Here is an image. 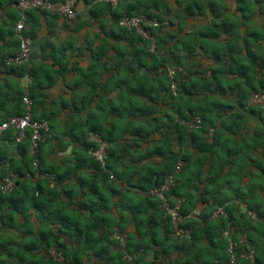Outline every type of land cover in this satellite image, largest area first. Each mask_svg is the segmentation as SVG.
<instances>
[{"label": "trees", "instance_id": "16d2710c", "mask_svg": "<svg viewBox=\"0 0 264 264\" xmlns=\"http://www.w3.org/2000/svg\"><path fill=\"white\" fill-rule=\"evenodd\" d=\"M82 1L87 14L68 21L90 33L92 26L98 31L88 35L84 47L71 51L87 49L92 60L86 65L67 60L57 69L47 66L48 87L56 78L50 69L72 72L61 87V103L69 106L63 125L51 124L42 114L35 116L34 90H42L36 70L41 68L31 58L6 63L17 53L18 40L16 52L1 62L5 73L29 76L31 83L27 92L11 95V106L1 105L0 121L24 114L22 97L27 93L32 119L46 121L49 130L40 129L35 154L31 129L17 142V154L10 152L7 142L18 131L10 127L0 135L1 176L4 169L16 174L9 191L0 185V264H126L123 249L139 251L132 264H264V188L244 184L243 192L239 183L233 196L224 197L233 180L225 184L220 179L225 170L236 167L243 180L249 167L242 160L243 149L248 151L245 156L251 150L257 158L264 157V144L227 146L230 137L239 143L236 136L242 125L243 143L247 139L253 143L254 138L264 143V105L250 103L253 93H264V0H177L176 8L167 0H121L116 7L104 0ZM14 2L0 0V10L6 13ZM136 14L156 19L155 27L141 24L153 41L118 24L121 16ZM8 16L9 20H0V33L13 35L19 11H8ZM59 16L45 9L26 11L24 32L32 44L40 17L55 23ZM186 20L194 21L190 31L184 30ZM174 27L183 33L174 34ZM209 58L212 64L207 67ZM173 64L184 71L175 77L174 91L168 75ZM93 100L96 109H88ZM196 115L201 125L189 129L183 122ZM248 119L256 125L245 131ZM90 132L108 143L105 165L88 153L96 147L88 139ZM55 150L65 152L58 162L48 157ZM35 159L37 168L32 165ZM179 161L176 185L165 194L171 204L184 197L179 226L190 229L188 238L173 236L170 214L150 193ZM123 164L128 170L120 169ZM36 172L52 175L54 187L47 179L36 178ZM199 202L205 204L198 216L204 222L191 216ZM219 206L226 216H217L218 224H211L209 216ZM129 224L132 231L127 230ZM221 227L229 230L227 235ZM117 231L125 234L124 242L114 238ZM230 241L235 243L231 249ZM174 251L179 253L171 262ZM248 252L252 259L245 255Z\"/></svg>", "mask_w": 264, "mask_h": 264}, {"label": "built area", "instance_id": "2783aa9c", "mask_svg": "<svg viewBox=\"0 0 264 264\" xmlns=\"http://www.w3.org/2000/svg\"><path fill=\"white\" fill-rule=\"evenodd\" d=\"M109 3L111 6H116L119 1L121 0H104ZM73 2L71 0L69 2L65 1H52V0H15L14 6L19 11V19L16 21L14 25V34L18 40L19 46L18 51L15 55H12L6 59L7 64H21L25 62H29L32 53V39L31 37L24 32L25 28V20H26V11L30 9H45L51 12H54L60 16H64L67 18H72L75 15V11L73 10ZM119 25L127 28H135L142 37L150 39L151 41L154 40V36L149 34L148 30H144L142 27V23L152 25L153 27L157 26V21L154 18H148L144 14H136V15H124L121 16L118 20ZM177 74H184V71L181 66L174 65L168 68V75L171 80V89L174 91L176 87V80L175 77ZM25 111L23 115H14L9 117L4 121H0V135L6 129L10 127H14L17 131V137L15 138L18 142L22 139L25 135V131L27 129H31L32 136H31V152L35 154L38 149V141L41 140V133L40 129L44 128L46 131L49 130V126L46 121H37L32 119V101L28 95H24L22 98ZM252 101L259 104H264V94L260 92H256L252 95ZM189 129L192 128H199L201 125V118L199 116H194L193 119L184 122ZM211 131V130H210ZM88 139L91 142L96 143V147H91L88 150L89 155L101 165H105L106 161V149L108 143L104 141L98 134L90 132L88 135ZM4 161L0 159V176H1V169L3 166ZM38 160L35 159L32 163L34 168H37ZM8 165H5L7 168ZM182 168L181 161L177 162L175 169L172 173L168 174L162 184L159 187H155L150 190V193L155 195L157 198L161 200V207L165 209L167 213L171 216V221L173 224V236L174 237H183L188 238L190 234L189 228H184L179 226V223L182 221V216L179 214V208L183 203L184 197L179 196L176 198L173 204L169 203L166 197V191L175 183V174H177L180 169ZM16 174L13 172L5 171L4 174L0 177V185L2 191H9L13 186L14 179ZM36 178L43 177L48 180L49 186L52 188L54 187V179L50 174H39L38 172L35 173ZM215 215L221 214L226 216V212H224L223 208H218ZM253 218L255 217L254 212H248ZM229 230H223V235H227ZM114 238L119 239L121 242L125 240V234L120 232H115ZM235 243L233 241L229 242V249L233 247ZM124 246V244H122ZM123 259L125 260L126 264H132L134 259L139 254V251L134 253H130L126 249H123ZM245 255L249 256L252 259V252L245 253ZM55 256L60 257L59 254H55ZM231 260H234L233 255H231Z\"/></svg>", "mask_w": 264, "mask_h": 264}, {"label": "crops", "instance_id": "0c3cea01", "mask_svg": "<svg viewBox=\"0 0 264 264\" xmlns=\"http://www.w3.org/2000/svg\"><path fill=\"white\" fill-rule=\"evenodd\" d=\"M78 4H81V6L85 9V5H83V1ZM229 6L232 8L233 5L229 3ZM13 10H16V7L12 5V7L7 8L6 13L4 11L0 10V20L3 19H10L8 16V11L13 12ZM231 11V10H230ZM234 12V11H233ZM40 21L42 22L38 34L36 36V39L34 41V44H32V54L31 59L34 66H38L41 68V70H36L37 75V86L42 89L41 91L39 89H35V104H34V110H35V116H39V114H42L44 117L48 116L49 122L51 123V119L55 117L58 120V123L53 124L55 126H61L66 122L67 116L66 113L68 112V107L66 105H63L61 103V94L63 92L61 91V87L63 86V83L67 77H71L72 72L69 70L66 72H63V74H58L54 69H57L59 67L60 60L62 58L57 57L54 54V49H58L61 47L64 48V44L66 43H74L78 45H81L88 41V38L86 37L87 34V27H78L75 25L74 22L64 20V18L60 17L56 20V22H50L47 21V19L40 17ZM251 22V21H249ZM49 23V24H48ZM10 21H8L5 26L9 27ZM51 25V26H50ZM14 29V28H13ZM92 32L91 35L94 34V32H97V28L95 26H92L91 28ZM73 37H75L73 39ZM82 39H84L82 41ZM86 40V41H85ZM10 42L11 45H8L7 43ZM17 49V38L15 34H7L6 32L0 33V115L3 113L2 104L5 103L7 107L11 106V95H13L14 92H17L18 90H28L29 84L31 83V78L29 76H23L21 78H18L12 74H7L4 72V65L1 63L4 61L5 57L7 55H11L14 52H16ZM66 57V56H65ZM69 62L71 63H79L80 65H86L88 63L87 56H82L75 54L71 51V54L68 56ZM211 59L209 58L208 66L209 67L211 63ZM52 65L54 69H51V71H54V75L56 78H54V82L51 84L50 87H48V70L47 66ZM70 72V73H69ZM52 73V72H51ZM42 93H45L47 96H43ZM230 96V95H229ZM98 101V100H96ZM96 103L93 100L90 104V107L88 109H96ZM2 108V109H1ZM51 112L55 113L52 114ZM51 114V115H49ZM80 116H85L84 112L80 113ZM112 120H115L116 118L111 115L110 116ZM46 118V119H47ZM243 124V123H242ZM245 124V131H250L252 128L256 125V122L253 119H248ZM243 126V125H242ZM241 132L243 133V129H241ZM237 138H241L242 135L239 133V136H236ZM127 149H129V146H127ZM10 150V149H9ZM13 153H15L14 149H12ZM65 155V152H59L54 151L53 153L49 154V159L53 160L54 162H58L61 157ZM157 159V158H155ZM154 159V160H155ZM120 169L128 170V167L126 165H122ZM123 185H121V189ZM264 199V194H263ZM205 204L199 202L196 209L193 211L192 215L194 218L199 219V221L204 222V219L198 217L200 214H202V210L205 208ZM222 207V206H219ZM217 207V209L219 208ZM215 209V211H217ZM113 213L117 214V211L113 209ZM198 217V218H197ZM218 218L217 215L212 214V216H209V219ZM133 226L132 224H129L127 227L128 231H132ZM178 251H174V253L171 255L170 261H174V258L177 257ZM168 262V260H166Z\"/></svg>", "mask_w": 264, "mask_h": 264}, {"label": "rangeland", "instance_id": "374dc122", "mask_svg": "<svg viewBox=\"0 0 264 264\" xmlns=\"http://www.w3.org/2000/svg\"><path fill=\"white\" fill-rule=\"evenodd\" d=\"M65 2H69V1H71V0H64ZM82 0H80L79 1V3L81 2ZM91 0H89V2H90ZM123 1V0H122ZM168 1V3L171 5V7H172V5L174 6V8H176V6H177V3H178V1L177 0H167ZM78 1L76 0V4L72 7L73 8V10L75 11V16L73 17V18H71V19H73V21H77L78 19H79V16L81 17V16H85L87 13H86V8L84 9L82 6H81V4H78L77 3ZM106 2V1H105ZM120 2V1H119ZM118 2V3H119ZM172 13H170L169 15H166V20H164V22L166 23L167 22V19L168 18H171L172 17ZM62 18H64V20L66 21V20H68V18L67 17H64V16H62ZM75 18V19H74ZM194 20V19H193ZM255 21H257V23L260 25V24H262L261 23V20H257V19H254ZM253 20V21H254ZM173 22L174 23H177V19H175L174 18V20H173ZM194 21H187L186 20V23H185V25H184V27H187L186 29H184L185 31H190L192 28H193V26H192V23H193ZM252 22V21H251ZM202 23V22H201ZM166 29H168L167 27H163L162 28V30L164 31V32H171V30L169 29V30H166ZM174 31V34H176L177 33V31L178 30H176L175 29V27H174V29H173ZM184 30H181L180 32H178L177 34L179 35V33H180V35L183 33V31ZM176 32V33H175ZM90 34V31H88L87 32V34H86V37H88V35ZM173 34V35H174ZM175 37H177V36H175ZM84 39H82V41H83ZM86 41V40H85ZM174 41V40H173ZM86 43H87V41H86ZM85 42L82 44V46L84 47L85 46V44H86ZM77 48V44H74V43H66V44H64V48L62 49L61 47H59L58 49H54V54L57 56V57H59V58H62V60H60V64H62L63 62H66L67 60H69V55L71 54V50H74V49H76ZM154 45H151L150 46V50L151 51H153L154 49ZM87 50V49H86ZM85 49H82V51H79V53H77L78 55H82V56H87V61L89 62V60L91 59L92 60V58H91V56H90V52L89 51H86ZM172 51L173 52H176V50L172 47ZM66 56V57H65ZM111 63V62H110ZM172 66H174V64L173 65H169V67H172ZM168 67V68H169ZM188 68H189V66H188ZM191 68V67H190ZM50 71H51V69H50ZM52 72V74L54 75L55 73H54V71H51ZM250 103H252V104H256V103H254L253 101H252V98H250ZM196 116H198V115H196ZM191 119H193V117H191L189 120H191ZM51 121V123H53V124H56V123H58V120L55 118V117H53V119H51L50 120ZM241 129H243V126L240 128V130H239V133L242 135V137L239 139V138H237V139H239L238 140V142L239 143H237L236 141H234V138H232V137H230V139L228 140V144H227V146L228 147H232V145H233V147L235 148V145L236 144H238L237 145V147L238 146H242V148H243V145H244V148L245 147H249V148H254V146H257V145H259V144H261V145H263L264 143H262L261 142V139L260 138H254L255 140H254V142L252 143V142H250L248 139L243 143V133L241 132ZM250 134V133H249ZM250 137H252V136H250ZM255 137H257V136H255ZM260 145V146H261ZM250 151V153H248L246 156H245V153L246 152H248V151H244V149H243V158H242V160H245V162H248V164H249V167L245 170V171H243V174H245L244 176H243V180H241L240 178H241V170H238V168H234V170H232V171H229V169L228 170H225V175H221L220 176V179L223 181V182H225V184H226V182L228 181V180H233V188H229L228 186H226V193H225V195H224V197H226V196H233V194H234V192H236L235 191V189L238 187V185H239V183H242L243 185L241 186L242 188H243V192H245V188H247V186H245L244 184H249L250 186L253 184V185H255V186H257L258 188L261 186V187H263L264 188V157H260V158H257L256 157V153H254V152H251V150H249ZM217 155H219L220 157H222L221 156V152H218V154ZM215 157H216V155H215ZM237 157L240 159V161H241V157H242V154L241 153H239L238 155H237ZM252 160H254V161H256L257 163L254 165V164H252ZM248 164H246V166H248ZM254 165V166H253ZM238 166V165H237ZM224 178V179H223ZM176 182V181H175ZM174 185H176V183H174L172 186H174ZM241 190V189H240ZM259 192V191H258ZM118 197H119V194H118ZM183 197V196H182ZM223 207V206H222ZM220 208V207H219ZM218 210V209H217ZM223 210H224V212H225V209H224V207H223ZM242 210H243V208H242ZM213 212H215V210L213 211ZM219 215H221V214H218L217 216H219ZM211 224H218V218H213V219H211ZM223 227H221V229H222ZM226 228V227H225ZM220 229V230H221ZM222 230H224V228L222 229ZM243 237H244V235H243Z\"/></svg>", "mask_w": 264, "mask_h": 264}, {"label": "water", "instance_id": "95a60500", "mask_svg": "<svg viewBox=\"0 0 264 264\" xmlns=\"http://www.w3.org/2000/svg\"><path fill=\"white\" fill-rule=\"evenodd\" d=\"M7 144L9 145L10 152L12 151V149H14L15 154H17V149H16L17 141H16V139L9 140L7 142ZM11 153H13V152H11Z\"/></svg>", "mask_w": 264, "mask_h": 264}, {"label": "clouds", "instance_id": "9594fccd", "mask_svg": "<svg viewBox=\"0 0 264 264\" xmlns=\"http://www.w3.org/2000/svg\"><path fill=\"white\" fill-rule=\"evenodd\" d=\"M107 3V2H106ZM118 5V4H117ZM114 7H116V6H114ZM145 15V14H144ZM119 20V19H118ZM119 24V23H118ZM32 54V53H31ZM12 56V55H11ZM10 57V56H9ZM16 64V63H15ZM257 92H260V93H262V94H264L262 91H257ZM256 93V92H255ZM254 94V93H253ZM24 95H28L27 93H25ZM23 95V96H24ZM23 98V97H22ZM252 98V97H251ZM23 102V101H22ZM255 103V102H254ZM256 104H259V103H256ZM260 105H264V104H260ZM184 123V122H183ZM223 208V207H222ZM215 213V212H214Z\"/></svg>", "mask_w": 264, "mask_h": 264}]
</instances>
